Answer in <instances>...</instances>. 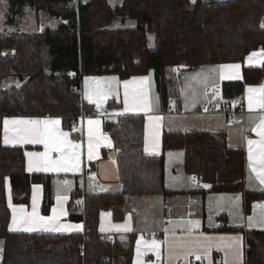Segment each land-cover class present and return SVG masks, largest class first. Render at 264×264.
<instances>
[{
  "label": "trees",
  "instance_id": "obj_1",
  "mask_svg": "<svg viewBox=\"0 0 264 264\" xmlns=\"http://www.w3.org/2000/svg\"><path fill=\"white\" fill-rule=\"evenodd\" d=\"M12 10L28 5L58 19L56 28L42 32L0 31V83L15 75L22 83L0 91V126L10 115H48L61 118L71 137L79 114L91 108L81 97L84 75L116 74L125 79L153 72L160 106L166 109L171 80L168 66L195 68L203 64L241 62L258 47L264 48V0H123L111 7L106 0H8ZM116 17L134 19L132 29L106 28ZM62 18V20H59ZM154 34L155 47H147L146 33ZM24 77L26 79L24 80ZM264 79V64L243 68L242 80L221 83L228 101L239 98L245 85ZM142 114L104 121L113 141L118 191L83 192L81 213L72 219L83 222V231L73 233H14L8 231L13 201L28 203L33 183L43 186V210L51 203L50 176L29 174L20 147L0 145V264H131L135 234L126 243L111 242L99 232V216L109 211L114 221L124 218L130 197L167 192L163 155L143 152ZM161 149L181 150L183 170L211 185L213 192H241L245 211L261 193L244 188V152L229 148L221 136L206 131L163 132ZM261 235L264 232H254ZM246 264H252L256 246L249 240Z\"/></svg>",
  "mask_w": 264,
  "mask_h": 264
},
{
  "label": "crops",
  "instance_id": "obj_2",
  "mask_svg": "<svg viewBox=\"0 0 264 264\" xmlns=\"http://www.w3.org/2000/svg\"><path fill=\"white\" fill-rule=\"evenodd\" d=\"M123 1V0H122ZM121 1V3H122ZM120 5V4H119ZM44 12L39 10L36 12V17ZM48 13V12H46ZM48 15H50L48 13ZM51 16V15H50ZM37 17V18H38ZM17 26L22 28L23 25L19 22ZM264 48L258 47L251 50L245 55L241 62H227L217 64H203L195 68H190L185 65L168 66L166 68L167 77L171 80L172 86L169 88V101L166 109H162L159 102V97L155 89V83L150 72L141 75H133L125 79L119 78L116 74L96 75L93 81L94 84L101 83L99 89L106 93L103 103L97 107L95 99H89L82 96V100L91 109L95 110V114L77 120L78 125L75 128L78 133L77 138L71 137L70 133L62 127L61 131L69 133L68 138L76 143L81 144V167L76 172H45V171H28L29 157L28 152H43L42 144H5L4 143V118H59L57 116L48 115H10L3 117L0 126V145L5 147H20L23 149L25 157V170L29 174H42L50 176L51 182V203L47 210H43V186L39 183H33L30 188L28 203H18L11 198V205L19 207L23 205L27 211H32V197L34 189H39L38 192V210L42 216L52 215V209L60 205L57 202V197L61 198L63 209L67 215L60 217L62 224H79L82 225L80 230H72L69 232L55 231H33L26 232L23 230L10 231L9 225L12 218V207L9 205V195H7V207L10 211V219L8 223V231L14 233H73L83 231V222L80 219H72L73 213H81L82 198H71V193L75 189H81L83 192L91 191L99 186L100 189L120 190L122 188L118 180L117 165L115 161V151L111 137L103 128L104 121L114 120L124 115L142 114L143 123V152L146 155L164 157V184L167 190L164 194L144 195V202L137 196L135 200L129 203L124 218L120 221H114L109 211H102L99 216V232L102 237L107 238L111 242L118 241L126 243L130 234H135V244L133 247L131 264H136L137 260V245L136 241L143 236L144 240L151 241L156 239L152 237L156 233L164 238L160 247V257L157 258L155 252L146 251L143 246L141 248L142 255L140 256L141 264H246L245 252L249 247V240L253 241L256 246V256L252 259V264H264V242L261 235L254 232H264V225L255 223L249 226L248 217L256 216L259 219L261 209L256 207L258 204H264V185L260 184L255 178V174L249 170V162L247 159V140L258 139L257 134L253 131L256 123L259 121L261 114L260 110L249 111L247 107V92L248 86H260L264 84V79L255 84H247L244 87L243 94L234 100L228 101L223 99L221 95V83L225 81H240L242 80L243 68H258L264 63L257 61L249 64L247 58L252 52H259ZM239 64V79H220L219 73H212L211 70L219 65ZM197 74L199 76L197 77ZM211 75L207 84L203 82L204 76ZM94 75H91V77ZM134 77H148L145 82L147 91V100L151 105L152 111L149 113L125 111L124 104V86L123 81L132 80ZM193 77H197L194 79ZM115 78V79H113ZM117 81L119 83H117ZM215 84V88L213 87ZM82 88V87H81ZM98 86H94V89ZM218 90L219 95L215 92ZM148 115L160 116L162 120L159 124V147L157 151H145V136L147 134ZM229 117L232 120H229ZM99 119L101 121L100 132L106 136L111 144L102 141L93 159L88 158V119ZM61 121V118H59ZM191 131H206L216 136H221L225 144L229 148L242 149L244 152V178L243 184L247 191L261 193L262 199L253 200L249 212L245 211L244 196L241 192H213L211 185L196 179L192 181L189 177L193 174H187L183 170L182 151L181 150H165L161 149V136L163 132H191ZM169 153H172L169 156ZM53 157L57 154L53 153ZM113 161L115 163H113ZM94 169L96 179L100 184L89 181L88 171ZM251 177V178H250ZM64 181H70L69 184H64ZM89 184V185H88ZM207 185V187H205ZM96 186V187H95ZM90 188V189H89ZM142 196V197H144ZM67 199H64V198ZM141 197V198H142ZM239 197V199H237ZM256 213V214H255ZM130 218L132 231H124L116 229L115 225H122ZM199 222V227H192L188 222ZM171 222V223H170ZM103 226L104 230L101 231ZM169 229V231H165ZM190 229V231H189ZM206 236L212 239V248L208 255H201L197 259L196 255H187L196 238ZM224 237H241V248L237 250L232 248L226 250L225 246L230 243L227 239L221 241L218 238ZM2 240V239H0ZM158 240V239H156ZM159 241V240H158ZM175 245L172 247V245ZM184 244L185 246H181ZM3 246V240H2ZM195 252L197 249L192 248ZM203 252V249H199ZM2 247L0 245V262H1ZM242 252V256L241 253ZM171 253V259H170ZM219 258V259H218ZM111 264H120L118 261H113Z\"/></svg>",
  "mask_w": 264,
  "mask_h": 264
},
{
  "label": "snow or ice",
  "instance_id": "obj_3",
  "mask_svg": "<svg viewBox=\"0 0 264 264\" xmlns=\"http://www.w3.org/2000/svg\"><path fill=\"white\" fill-rule=\"evenodd\" d=\"M264 28V23L261 24ZM249 64L264 63V49L259 52H252L247 58ZM239 64H225L219 65L217 68L212 69V73H219L220 79H239ZM199 74H197V77ZM197 77H193L196 79ZM95 79V78H89ZM115 79V78H113ZM148 77H134L132 80L123 81L124 86V104L125 111H135L149 113L152 111L151 105L147 100V91L145 88V82ZM212 79L211 75L204 76L203 82H207ZM117 83H119L117 81ZM215 88V84L213 83ZM247 92V107L250 112L253 110H260L259 121L256 123L253 131L256 132L258 139L247 140V159L249 162V170L255 174V178L260 184L264 185V84L260 86H248ZM219 95L218 90L215 92ZM89 99H95L97 107L103 103L106 93L95 88L86 93ZM162 120L160 116L148 115L147 134L145 136V151L155 152L159 147V124ZM61 121L59 118H45V119H32V118H4V143L5 144H42L44 146L43 152H28L26 156L29 157L28 171H45V172H76L81 167V144L76 143L68 138L69 133L61 131L59 125ZM88 158L93 159L96 153V149L100 146L102 141L111 144V141L100 132L101 121L99 119H91L88 121ZM53 153L57 155L53 157ZM172 153H169L171 156ZM113 163H115L113 161ZM251 178V177H250ZM190 180L195 181L196 177H189ZM64 184H69L70 181H64ZM207 187V185H205ZM38 192L39 189H34L32 197V211L29 212L21 205L18 208L11 205V196L9 195V205L12 207V218L9 225L10 231L23 230L26 232L33 231H55V232H69L72 230L82 229V225L79 224H62L60 223V217L67 215V212L63 209L61 198L57 197V202L60 205L59 209L54 207L52 209V215L42 216L38 210ZM64 199H67L66 197ZM239 199V197H237ZM261 212L259 219L254 216L248 217L249 226H253L254 222L264 225V204L256 205ZM171 223V222H170ZM192 227H199V222H188ZM116 229H123L124 231H132L130 225V218L122 225H115ZM103 226L101 231H103ZM169 231V229H165ZM190 231V229H189ZM211 237L201 236L196 238L193 245L189 247V250L185 253L187 255H196L197 259H200L201 255H208L212 248ZM219 240L223 241L227 239L230 241L225 246L226 250L241 248V237H220ZM167 241H158L152 239L151 241L144 240L141 236L137 241V260L136 264H141L140 256L142 255L141 248L146 251L155 252L157 258L160 257V247L162 243ZM175 245L173 244L172 247ZM181 246H185L182 244ZM195 247L197 251H193ZM199 249H203L200 252ZM242 256V252L240 253ZM171 259V253H170Z\"/></svg>",
  "mask_w": 264,
  "mask_h": 264
},
{
  "label": "rangeland",
  "instance_id": "obj_4",
  "mask_svg": "<svg viewBox=\"0 0 264 264\" xmlns=\"http://www.w3.org/2000/svg\"><path fill=\"white\" fill-rule=\"evenodd\" d=\"M80 4L86 3L87 0H77ZM108 5L112 8L121 4L122 0H106ZM190 3H193L195 0H189ZM36 11L33 10L30 6L25 5L21 9H14L12 10L8 0H0V31L2 32H42L46 28H56L58 25V19L48 15V13L41 12L39 17H36ZM21 22L23 25L28 24L27 27H20L17 25ZM136 25L134 19L126 18L124 22L120 20V17H116L106 28L108 29H132ZM147 38V47L149 50H153L155 47L154 41V34L152 32L146 33ZM150 76H152V69L149 70ZM96 75H84L82 78V88L81 94L82 96H86V93L94 89V86H98L100 88L101 83L94 84L93 78ZM96 78V77H95ZM26 77H24V80ZM23 82H21L15 75L7 76L6 78L2 79L0 83V91L6 90L10 87H20ZM89 185V184H88ZM96 187V186H95ZM90 189V188H89ZM97 192H107V191H116L114 189H100L97 186L95 189H92ZM118 191V190H117ZM140 196V200L144 202L146 197ZM136 197L132 196L129 199V203L135 200ZM128 203V204H129ZM256 214V213H255ZM0 245L2 247V240H0Z\"/></svg>",
  "mask_w": 264,
  "mask_h": 264
},
{
  "label": "built area",
  "instance_id": "obj_5",
  "mask_svg": "<svg viewBox=\"0 0 264 264\" xmlns=\"http://www.w3.org/2000/svg\"><path fill=\"white\" fill-rule=\"evenodd\" d=\"M59 20H62V21H63L62 18H59ZM95 112H96L95 110H89V111H87V112H82L81 114H79V115L77 116V118H76V121H75L74 124H73V127H74V128L77 127V125H78L77 120L83 119V118H85V117H87V116L94 115ZM229 120H232V118L229 117ZM87 174H88L87 177H88L89 181L96 182L97 184H100V181L96 179V172H95V170L91 169V170L88 171ZM192 176H195L196 179H199V177H198L196 174H193ZM152 237H155V238L158 239L159 241H163V240H164V238H163L162 236H160V235H158V234H156V233H153V234H152ZM218 259H219V258H218Z\"/></svg>",
  "mask_w": 264,
  "mask_h": 264
}]
</instances>
